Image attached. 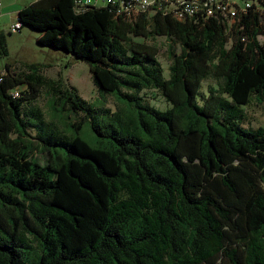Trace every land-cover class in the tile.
I'll use <instances>...</instances> for the list:
<instances>
[{
  "label": "trees",
  "instance_id": "obj_1",
  "mask_svg": "<svg viewBox=\"0 0 264 264\" xmlns=\"http://www.w3.org/2000/svg\"><path fill=\"white\" fill-rule=\"evenodd\" d=\"M17 16L41 43L86 60L119 102L96 105L39 68L6 65L0 264H264V125L244 124V106L264 102V13L228 28L33 0ZM157 35L170 41L169 76L147 40ZM210 77L217 85L202 90ZM149 88L171 105L151 104ZM43 89L49 118L35 103Z\"/></svg>",
  "mask_w": 264,
  "mask_h": 264
},
{
  "label": "rangeland",
  "instance_id": "obj_2",
  "mask_svg": "<svg viewBox=\"0 0 264 264\" xmlns=\"http://www.w3.org/2000/svg\"><path fill=\"white\" fill-rule=\"evenodd\" d=\"M14 2L26 4L31 1L1 0L0 32L5 35L7 51L5 52L0 45V70L5 69L7 64H11L15 70L25 72H29V69L39 68L41 73L76 88L84 98L94 104H106L107 106L116 108L119 102L116 94L112 92L107 93L97 87L94 83L89 63L86 60L63 48L41 43L38 40L41 31L30 25H24L21 29L13 32L9 30L11 22L18 19V9H14ZM149 13L152 14L154 11L151 10ZM259 38L264 43V34H260ZM147 40L159 45L158 56L163 64V72L165 76H169L170 59L167 49L170 42L169 39L164 35H157L155 38ZM176 48L180 50L178 44ZM210 84L217 85L216 80L211 77L203 80L202 90L208 91ZM145 91L151 104H155L161 108H167L171 105L160 90L149 88ZM35 103L43 109L45 116L49 118L50 107L45 89L41 91ZM244 109L246 112L244 118L245 125L254 127L264 125V102L253 98L249 104L244 106ZM90 123L91 120L89 124L85 125L84 135L90 142H94L95 135Z\"/></svg>",
  "mask_w": 264,
  "mask_h": 264
},
{
  "label": "built area",
  "instance_id": "obj_3",
  "mask_svg": "<svg viewBox=\"0 0 264 264\" xmlns=\"http://www.w3.org/2000/svg\"><path fill=\"white\" fill-rule=\"evenodd\" d=\"M106 4H111L117 13L132 16L139 11H155L162 9L171 11L178 19L193 17L196 20L217 17L227 23L231 28L233 23L242 15L248 14L249 10H257L264 13V0H105ZM77 7L86 6L93 3V0H74ZM1 4V0H0ZM18 17V16H17ZM22 25L18 18L9 25L11 32L17 31ZM3 70H0V80ZM15 95H19L18 88L13 90Z\"/></svg>",
  "mask_w": 264,
  "mask_h": 264
},
{
  "label": "crops",
  "instance_id": "obj_4",
  "mask_svg": "<svg viewBox=\"0 0 264 264\" xmlns=\"http://www.w3.org/2000/svg\"><path fill=\"white\" fill-rule=\"evenodd\" d=\"M27 1H33V0H27ZM101 0H93V3L92 4H95V5H105L106 4V1L105 0H102L101 2H100ZM15 6V8L14 9H20L23 5H25V4H23V3H21V2H14L13 3ZM17 15H18V13H17ZM14 21V20H13ZM12 21V22H13ZM11 22V23H12Z\"/></svg>",
  "mask_w": 264,
  "mask_h": 264
}]
</instances>
